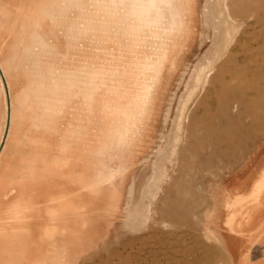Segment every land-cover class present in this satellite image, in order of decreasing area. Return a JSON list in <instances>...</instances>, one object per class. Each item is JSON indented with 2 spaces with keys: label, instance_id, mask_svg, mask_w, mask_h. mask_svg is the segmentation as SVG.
<instances>
[{
  "label": "rangeland",
  "instance_id": "1",
  "mask_svg": "<svg viewBox=\"0 0 264 264\" xmlns=\"http://www.w3.org/2000/svg\"><path fill=\"white\" fill-rule=\"evenodd\" d=\"M211 1L188 0L190 23L187 34L171 57L149 131L128 160L126 174L119 182L116 205L111 207L113 199L109 198L108 192V196L104 193L102 187H97L96 198L101 206L94 203L88 209L78 206L77 201L67 208L62 204L58 207L59 197L54 198L56 205L51 198L48 199L50 213H46L49 217L37 214L38 217L31 216L33 219L29 221L27 215H21L27 211V206L20 205L19 221L22 217V225L14 222L10 224L12 227L34 228L36 225L35 228L45 229L43 234H49L51 238L58 228H64V223L73 228L88 229V224L93 228L87 242L75 246L71 253L60 249L61 245L56 242L54 244L60 246L55 245L56 251L48 252L52 244L48 236L39 264H264V246L255 241L252 245L239 247L233 240L228 246L217 233L223 221L222 213L216 225L211 218L215 192L219 187L224 185L229 190L237 187L244 192L264 166V126L253 141L242 146L237 144L238 137L247 140L249 135L246 131L242 135L236 134V130L252 123H264V0ZM25 2L18 0L13 11L22 15ZM192 6H197L196 16L192 14ZM17 18L6 21L0 15V49L11 43L13 22ZM0 70L8 90H11L12 81ZM199 74L200 77L196 78ZM0 91H4L1 76ZM78 115L73 113L66 117L65 124ZM90 127L95 128V125ZM91 139L61 145L57 136L29 131L28 126L20 122L15 126L9 124L0 149V167L19 164L23 159L26 161L34 152L39 155L38 166L49 159L50 170L58 171L61 159L71 147L88 152ZM221 144L228 146L224 147L228 153L224 160L217 157L220 154L211 153L215 149L219 151ZM205 150L208 161L213 155V161L207 164L204 163ZM86 160L92 164L91 158ZM21 172V177L27 181L26 169L22 167ZM47 172L46 168L45 178L29 184L38 200L42 194L55 188L53 180H47ZM150 180L155 184L153 187ZM147 186L150 187L148 193L145 191ZM41 201L36 205H41ZM104 202L110 207L104 208ZM141 204L143 212L140 214L138 210L135 213ZM54 210L62 212L61 215ZM228 217L232 218L229 225L225 223L228 234L237 236L234 229L236 215ZM22 231L24 229L2 231L5 237L7 233L15 237L13 240L3 237L6 244L13 243L10 247L2 245L4 239L1 238L0 246L5 251L14 250ZM7 252L0 253L1 264L16 263L1 262L3 257L4 260H10V256L24 258L22 254Z\"/></svg>",
  "mask_w": 264,
  "mask_h": 264
},
{
  "label": "clouds",
  "instance_id": "2",
  "mask_svg": "<svg viewBox=\"0 0 264 264\" xmlns=\"http://www.w3.org/2000/svg\"><path fill=\"white\" fill-rule=\"evenodd\" d=\"M0 15L18 17L11 43L0 49V69L13 83L11 97L0 100V123L26 124L57 136L61 145L93 137L90 183L117 188L187 34L188 0H32L22 15L8 4ZM58 37L66 51L107 45L118 54L69 59ZM73 113L79 115L65 124Z\"/></svg>",
  "mask_w": 264,
  "mask_h": 264
},
{
  "label": "crops",
  "instance_id": "3",
  "mask_svg": "<svg viewBox=\"0 0 264 264\" xmlns=\"http://www.w3.org/2000/svg\"><path fill=\"white\" fill-rule=\"evenodd\" d=\"M260 125H254V123H252V125L247 127V128L236 130L237 135H239V134L242 135V133L245 131H246V134L249 135V138L247 140L244 139L243 137L237 136L239 138V140L237 141V144L242 146L243 144H245L249 141L250 142L253 141L257 132L260 130V128L262 126H264V123H262ZM224 147L228 148V146H226V145L223 146V144H221L219 151L215 149V150H212L211 153L214 151L216 153V154L214 153L216 156L218 154H220V156H217V157L221 160L227 159L228 153L225 152ZM85 151L86 150L79 149L78 147L77 148L71 147L69 149V153L64 154V157L61 159L62 164H60V168L58 171L52 170V169L50 170L49 164L51 162L49 161V159H45V161L42 165L37 166V161L39 159V155L37 153H34V152L31 153V155L29 156L28 159H26V161L23 159V160H21V162H19V164L15 163L14 165H11L9 167H5V166L1 165V167H0V183H1L0 184V192L3 193V195L0 193V197L2 195V199L0 198L1 199L0 200L1 201L0 202V205H1L0 206V215L2 216L1 220H0V222H1L0 225L2 224V226H0V230L3 231V229H5L6 231H8V230L12 229V231H13V229H14V231H16V232L18 231L17 229L20 228L19 226H17V228L16 227H10L9 228L8 225L11 222L12 223H14V222L19 223L18 218L20 215V211H17V210L19 209L20 205H23L22 201H27V202H25L26 204L23 202L24 205H26V206H30V204H31V207H27V211L22 210L23 211L22 215H27L30 219H32L34 214L36 215V214L49 213L47 211L48 202L46 203V201L48 199L50 200L52 198L53 202H54V200H55L54 198H56V195H58V197H59V199H57V204H58V207H60V204L63 205L66 202V200H68L69 198H75L76 196H79L80 194H78V193H82L85 191H96V193H97V187H95L93 184L90 183L91 177L94 174V168H93V166H91L92 164H90V161L86 160V158L89 159L90 157L87 154L88 152H85ZM88 151H89V149H88ZM204 156H205L204 157V163L205 164L213 161V155H211L210 160L208 161V157H207L208 152H206V150H205ZM22 167L24 169H26L28 177L31 176L30 179H28L26 181L27 183L25 182V180L23 178H21V174H22L21 168ZM46 168L48 169L47 180L48 181L53 180V182L55 183V188L53 191H49L48 193L45 192L44 197L41 196L43 199L46 200V201L44 200L42 202V204L40 203L41 206L43 207L42 208L39 204H38L39 207L36 205L37 201H35L34 198L36 200H37V198L35 197V194H33L35 192L33 190V188L31 187L30 189H28V191L30 193H25V191L28 192L27 188L30 187L29 183L37 182L36 181L37 179L41 180V178H45L43 176L45 174ZM41 174H42V176H41ZM260 174H261V176H259ZM263 174H264V166L258 171L255 178L248 184L247 189L244 192L239 191V188H237V187H235L232 190H229L224 185L219 187L218 191L215 192V196H214L215 202H214L213 213H212L213 216L211 218L213 221V225H216L218 222V219H219V215L222 213L223 221L221 224V228H219L220 231L217 233L222 237L223 241L226 242V244L228 246L231 245L230 240H233L235 242V244L239 247L240 246L246 247V246L252 245V243L255 241H257L258 245L264 246V182H263L264 181V175ZM18 178H21V180L23 182H21V180ZM34 178L36 180H34ZM9 179L14 181V182L10 181ZM4 180H6L7 182ZM32 180H34V181H32ZM16 181H18V183ZM257 181H259V184H260V182H262L263 185H261L262 183L260 184V186H259L260 190L258 188L259 191L253 198H248L250 192L255 190L253 188H256L255 185L258 184V183H256ZM4 182H6V183H4ZM15 182L17 184H15ZM20 182L23 184H20ZM24 182L26 185L28 184L29 187L26 186L27 188L26 187L21 188V186H25ZM8 184L11 186V189L14 187L16 190L14 188L12 190L9 188L10 189L9 190L7 187V186H9ZM4 185H6V186H4ZM18 188H20V189H18ZM24 188H26V189L24 190ZM7 190L9 191V193H6V192H8ZM32 190H33V192H32ZM103 190H104V193L106 195L108 192L110 194L109 196H111L113 193V190L112 191L111 190H105V189H103ZM14 191H16V192H18V194H20L19 197H18V195H17V197L15 196L17 193ZM19 192H21V193H19ZM52 193H54V194H52ZM13 194L15 196V199H12V198H14V196H11ZM48 194H50V195H48ZM45 195H46V197L48 196L50 198L47 197L48 199H46ZM53 195H55V196H53ZM22 196L24 198L26 196V198L28 200H26V199L23 200ZM29 196H31V198H29ZM107 196H104V198L106 199ZM238 197H243L246 200L241 205H238V206L234 207L233 209H228L227 203L230 202L231 200L238 198ZM17 198L20 201L17 202V200H16ZM96 198H97V196H96ZM96 198L94 200V203L97 206H101V204H99L98 201H96ZM30 199H33V200L30 201ZM3 200H4V202H3ZM14 201H16L17 203H19V202H21V203L12 204V203H15ZM8 203H11V204H8ZM45 204H47L46 207H45ZM53 204L56 205V203H53ZM2 205H4V206H2ZM24 205H23V207H24ZM15 206H17L16 209L12 211V209H14ZM34 206H36V207H34ZM32 207H34V208H32ZM4 208H6V210H4ZM10 208H12V209H10ZM28 208H30V209L28 210ZM7 209H8V211H7ZM32 210H34V211H32ZM44 210H46V212ZM30 211L34 214H32ZM35 211L39 212V213H36ZM14 213H16V217H14L15 216ZM231 214L236 215L234 229L237 232V236H233V237H231V235L228 234V228L225 225L227 217ZM243 217H244V219H243ZM15 218H17V219H15ZM10 226H12V225H10ZM1 227H3V228H1ZM217 228H218V226H217ZM12 240H13V238H12ZM6 245L9 246V244H6Z\"/></svg>",
  "mask_w": 264,
  "mask_h": 264
},
{
  "label": "bare ground",
  "instance_id": "4",
  "mask_svg": "<svg viewBox=\"0 0 264 264\" xmlns=\"http://www.w3.org/2000/svg\"><path fill=\"white\" fill-rule=\"evenodd\" d=\"M17 1L18 0H1L0 1V9H2L3 8V5L4 4H8L10 7H11V9L13 10V8H14V5L17 3ZM211 1V0H210ZM215 1V0H214ZM213 1V2H214ZM31 3H32V0H26V2H25V5H24V7L22 8V10H21V13L23 14V13H25L27 10H28V8L31 6ZM211 4H212V1H211ZM221 5V4H220ZM2 7V8H1ZM213 7H215L214 5H213ZM211 8V7H210ZM16 10V9H15ZM214 11L215 10H213V13H214ZM212 11H210V13H211ZM196 13H197V6H192V14L194 15V16H196ZM212 13V14H213ZM212 16V15H211ZM212 18V17H211ZM11 19V18H10ZM213 20V19H212ZM214 22H215V20H213ZM190 23V22H189ZM215 24H216V22H215ZM214 24V25H215ZM216 26V25H215ZM217 27V26H216ZM215 27V28H216ZM218 31V30H217ZM220 31V30H219ZM10 35V34H9ZM59 38V42H60V45H61V51H62V53H64L69 59L70 58H73V59H79V58H91V59H98V60H105V59H109V58H111V56H115V55H117L118 54V51L115 49V47L114 46H112V47H109V46H107V45H100V46H86L85 48H83V49H81V50H79V51H73V50H65V48H64V41H63V38L62 37H58ZM212 54V53H211ZM207 59H208V57H207ZM174 61V60H173ZM204 61V60H203ZM171 62V61H170ZM199 62H201V60L199 61ZM198 62V63H199ZM197 63V62H196ZM203 63V62H202ZM196 65V64H195ZM194 65V67L196 68V66ZM199 66V65H198ZM194 69V68H193ZM197 70V69H196ZM194 71V70H193ZM199 71V70H198ZM192 72V71H191ZM195 72V71H194ZM194 72H192V73H194ZM199 73V72H198ZM197 73V74H198ZM191 74V73H190ZM194 75H195V73H194ZM1 76V75H0ZM196 76H198V75H196ZM200 77V74H199V76L198 77H196V78H199ZM1 80H2V77H1ZM2 82H3V80H2ZM188 82V81H187ZM188 84V83H187ZM3 86H4V84H3ZM2 87V86H1ZM12 91H13V88L11 89V90H8V94H9V97H11V95H12ZM1 96H2V100H3V98H5L6 100H7V97H6V94H5V87H4V91H0V99H1ZM93 125H95V124H93ZM4 129V125L2 124V123H0V138H1V136H2V130ZM92 139H93V137H92ZM91 139V140H92ZM1 139H0V144H1ZM67 152V151H66ZM162 156V155H161ZM164 157V156H163ZM28 163V162H27ZM31 163V162H30ZM22 165V164H21ZM38 166V165H37ZM17 168V167H16ZM33 168V167H32ZM44 169V168H43ZM46 170V169H45ZM156 170V169H155ZM38 171V170H37ZM32 173V172H31ZM263 173V172H262ZM264 175V174H263ZM262 175V176H263ZM41 176H42V174H41ZM56 176V175H55ZM259 176H261V174L259 175ZM31 177V176H30ZM30 177H29V179H30ZM38 177V176H37ZM22 178V177H21ZM21 178H18V179H20L21 180ZM152 178V177H151ZM33 179V178H32ZM40 179V178H39ZM42 179V178H41ZM152 179H154V177L152 178ZM10 180V179H9ZM34 180H36L35 178H34ZM34 180H32V181H34ZM4 181H6V180H4ZM10 181H12V180H10ZM9 181V182H10ZM36 181H39L38 179L36 180ZM152 180H150L149 182L152 184V185H150L151 187H153L154 185H153V183L151 182ZM260 181V180H259ZM259 181H257L256 183H258L257 185H255L256 186V188H253V189H255V190H253L252 192H250V194H249V196H248V198H253L257 193H258V191L260 190V184L262 183V182H260V184H259ZM3 182V181H2ZM7 182V181H6ZM6 182H4V183H6ZM12 182H14V181H12ZM17 183H18V181H16ZM15 182V184H17ZM21 182H23L22 180H21ZM20 182V184H23V183H21ZM25 182H26V180H25ZM25 182H24V184H25ZM264 182V181H263ZM11 183V182H10ZM9 183V184H10ZM27 183V182H26ZM33 183H35V182H33ZM32 183V184H33ZM149 183V184H150ZM1 184V183H0ZM8 184V185H9ZM14 184V183H13ZM30 184V183H29ZM147 184V183H146ZM11 185V184H10ZM9 185V186H10ZM145 185V184H144ZM261 185H263V183L261 184ZM4 186H6V185H4ZM9 186H7L8 187V189L10 188L11 189V186L9 187ZM26 186H28V184L26 185L25 184V186H21V188H23V187H26ZM95 186V185H94ZM149 186V185H148ZM148 186H147V188H146V192L148 191V189L150 188H148ZM19 187V186H18ZM29 187V186H28ZM96 187V186H95ZM14 188V187H13ZM12 188V189H13ZM27 188V187H26ZM26 188H24V190L26 189ZM103 189H105V190H113V193H112V195L109 197V198H111V199H113V202H112V204H111V207H114L115 205H116V199H115V197H116V194H117V192L120 190L119 188V185H118V187L117 188H115V189H111V188H109V187H102ZM258 188H259V190H258ZM9 189V190H10ZM11 189V190H12ZM15 189V188H14ZM18 189H20V188H18ZM28 189H30V187L29 188H27V191H28ZM5 190V189H4ZM16 190V189H15ZM143 190V189H142ZM252 190V189H251ZM3 191V190H2ZM8 191V190H7ZM23 191V190H22ZM31 191V190H30ZM4 192V191H3ZM14 192H16V191H14ZM32 192H33V190H32ZM146 192H143V193H145V195H146ZM149 192H150V189H149ZM1 193V192H0ZM6 193H9V191L8 192H6ZM5 193V194H6ZM17 193V194H16ZM15 194V196L17 197V195H18V197H19V195L20 194H18V192H16ZM19 193H21V192H19ZM25 193H30L29 191L28 192H26L25 191ZM35 193V192H34ZM33 193V194H34ZM48 193V192H47ZM70 193V192H69ZM148 193V192H147ZM2 195H3V193H1ZM23 194V193H22ZM32 194V195H33ZM52 194H54V193H52ZM78 194H80L79 196H76L75 198H69L63 205L65 206V208H67V207H70V206H72V205H75V201H77L76 202V204L78 205V206H82V207H87V209L88 208H91L92 206H93V204H94V200H95V198H96V196H97V193H96V191H85V192H82V193H78ZM154 194V193H153ZM2 195H1V199H2ZM8 195V194H7ZM6 195V196H7ZM47 195V194H46ZM46 195H45V197H46ZM48 195H50V194H48ZM61 195V194H60ZM144 195V196H145ZM11 196H14V194L13 195H11ZM15 196H14V198H12V199H15ZM53 196H55V195H53ZM142 196V195H141ZM148 196V195H147ZM146 196V197H147ZM42 197H44V194L42 195ZM41 197V198H42ZM48 197V196H47ZM46 197V199H48V198H50V197H48L47 198ZM56 197H58V195H56ZM5 198V197H4ZM22 198H23V200H28L27 198H26V196H25V198L22 196ZM21 198V199H22ZM29 198H31V196H29ZM143 198V197H142ZM145 198V197H144ZM0 199V200H1ZM43 199V198H42ZM42 199H40V200H36L35 198H34V200L35 201H41ZM241 199H243V197H238V198H236V199H234V200H231L230 202H228L227 203V207H230V208H232V207H235V206H238V205H240L242 202H239V200L241 201ZM6 200V199H5ZM17 200V202L18 201H20L18 198L16 199ZM31 200H33V199H30V201ZM45 199H43V201H44ZM53 200V199H52ZM51 200V201H52ZM9 201V200H8ZM43 201H41V204H42V202ZM46 201V200H45ZM110 201V200H109ZM1 202V201H0ZM3 202H4V200H3ZM12 202V201H11ZM15 203H12V204H19V203H21V202H19V203H17L16 201H14ZM25 202H27V201H22V204L24 205V203ZM47 202H49V200L48 201H46V203ZM141 202H142V200H141ZM35 203V202H34ZM45 203V202H44ZM43 203V204H44ZM54 203V202H53ZM7 204V203H6ZM8 204H11V203H8ZM26 204V203H25ZM39 204V203H38ZM50 204V203H49ZM1 206V205H0ZM2 206H4V205H2ZM24 206H26V205H24ZM41 206V205H40ZM47 206V204H45V207ZM52 206V205H51ZM144 206H145V204H144ZM143 206V207H144ZM17 207V206H16ZM27 207H31V204H30V206H27ZM34 207H36V206H34ZM34 207H32V208H34ZM39 207V206H38ZM37 207V208H38ZM42 207V206H41ZM104 208H109L110 207V204L108 203V202H105L104 203V206H103ZM139 208H137L136 210H135V213H137L138 212V210H139V213L141 214L142 212H143V210H141V208H142V204L141 205H139L138 206ZM145 207H147V206H145ZM144 207V208H145ZM31 208V209H32ZM43 208V207H42ZM58 208V207H57ZM131 208V207H130ZM10 209H12V208H10ZM9 209V210H10ZM30 208H28V210H29ZM41 209V208H40ZM132 209V208H131ZM146 209V208H145ZM2 210V209H1ZM4 210H6V208H4ZM79 210H81V209H79ZM7 211H8V209H7ZM11 211V210H10ZM9 211V212H10ZM12 211H13V209H12ZM17 211H19V210H17ZM32 211H34V210H32ZM38 211V210H37ZM45 212H46V210H44ZM47 211H49V209L47 210ZM57 211V210H56ZM55 210H54V213L56 212ZM60 211H62V210H60ZM3 212V211H2ZM31 212V211H30ZM36 212V211H35ZM58 212V211H57ZM56 212V213H57ZM27 213V212H26ZM32 213V212H31ZM36 213H39V212H36ZM49 213H50V211H49ZM52 213V212H51ZM60 213H62V212H58V214H60ZM72 213V212H71ZM132 213V212H131ZM32 214H34V213H32ZM45 214V213H44ZM58 214H57V216H58ZM144 214V213H143ZM22 215V214H21ZM37 215V214H36ZM35 214H34V216H36ZM40 215V214H39ZM47 215V214H46ZM46 215H44L45 216V218L44 219H46ZM52 216H53V213L51 214ZM61 215V214H60ZM62 215H64V214H62ZM24 216V215H23ZM55 216H56V214H55ZM54 216V217H55ZM15 217V216H14ZM26 217V216H25ZM37 217H38V215H37ZM47 217H49L48 215H47ZM53 217V218H54ZM60 217V216H59ZM65 217H67V216H64V218ZM13 218V217H12ZM36 218V217H35ZM58 218V217H57ZM61 218H63V216H61L60 217V219ZM68 218V217H67ZM15 219H17V218H15ZM19 219V218H18ZM26 219H30V218H26ZM33 219V218H32ZM41 219V218H40ZM48 219V218H47ZM56 219V218H55ZM66 219V218H65ZM133 219V218H132ZM140 219V218H139ZM0 220H1V218H0ZM31 220V219H30ZM29 220V221H30ZM42 220V219H41ZM57 220V219H56ZM58 220H59V218H58ZM57 220V221H58ZM63 220V219H62ZM67 220H70V219H67ZM74 219H72V221H73ZM231 220H232V218L231 217H228L227 218V220H226V224H230L231 223ZM21 221H23V219H22V217H21V220L19 221V222H21ZM25 221V220H24ZM28 221V222H29ZM32 221V220H31ZM34 221V220H33ZM48 221V220H47ZM50 221V220H49ZM54 221V220H53ZM57 221H56V223H57ZM76 221V220H75ZM79 221H80V219H79ZM141 221V220H140ZM10 222V221H9ZM27 222V223H28ZM39 222V221H38ZM37 222V224L39 225V223ZM41 222H43V221H41ZM46 222V221H45ZM65 222V221H64ZM1 223V222H0ZM7 223V222H6ZM12 223V222H11ZM10 223V224H11ZM26 223V222H25ZM24 223V224H25ZM26 223V224H27ZM33 223H36V221L35 222H33ZM46 223H48V222H46ZM52 223V222H51ZM55 223V222H54ZM54 223H53V225H54ZM131 223V222H130ZM9 224V223H8ZM10 224L8 225L9 226V228L10 227H12V226H10ZM23 224V225H24ZM25 224V225H26ZM31 224V223H30ZM43 224V223H42ZM45 224V223H44ZM44 224H43V226H44ZM59 224V223H58ZM63 224V223H62ZM70 224V223H69ZM73 224H75V223H73ZM7 225V224H6ZM21 225H22V222H21ZM24 225V226H25ZM50 226L52 225V224H49ZM53 225H52V227H53ZM56 225V224H55ZM0 226H2V224L0 225ZM4 226V225H3ZM28 226H29V224H28ZM41 226V225H40ZM62 226V225H61ZM88 229H85V228H83V227H81V226H79V227H77V228H73L71 225H69V226H67V224H66V226H65V223H64V228H58V230H57V232H56V234H54L53 236H52V238H51V236L48 234V236H50L49 237V242L51 243L52 242V246L50 247L49 246V249H48V252H54V251H56L55 249H54V247L53 246H55L56 244H54L55 242L56 243H58V244H60L61 245V247H60V249H63L65 252H67V253H71V252H73V251H75V249H76V247L75 246H77V245H82V243H84L85 241L87 242V240L91 237V235L93 234L92 233V230H93V228H92V226L91 225H89L88 224ZM26 227V226H25ZM23 227V228H19V229H17V230H23L24 229V231H22L21 233H20V235H19V237L18 238H20L19 239V241H18V244H16L15 246H16V248H14V250L12 249V250H7V251H9L10 252V254H12V253H14L15 255H16V253H18V254H22L23 256H24V258L23 257H20V258H23V259H17V258H12L11 256H10V260H4V258L5 257H3V260H1V262L2 261H5V262H7V261H15L16 263H13V262H10V264L11 263H13V264H39V261H41V258H40V254H41V251L43 250V248L45 247V245L47 244V234L46 235H44L43 234V230H44V233L46 232L45 231V229H43L42 227V229L43 230H41L40 228L38 229V228H35L36 227V225H35V227L34 228H31L30 226L29 227ZM33 227V226H32ZM45 227V226H44ZM49 227V226H48ZM52 227H51V229H52ZM54 227H57V226H54ZM59 227H60V225H59ZM1 228H3V227H1ZM7 228V227H6ZM17 228V227H16ZM47 229V228H46ZM11 231H12V229H10ZM50 230V229H49ZM53 230V229H52ZM51 230V231H52ZM61 230V231H60ZM3 231H6L5 229H3ZM50 231V232H51ZM53 231H55V230H53ZM60 231V232H59ZM1 233H0V245H1V238H2V240L4 239L3 237H5L4 235H5V232H2V231H0ZM12 232H14V229H13V231ZM7 233V232H6ZM9 233H11L10 231H9ZM9 233H7V236H8V234ZM23 234V235H22ZM11 235V234H10ZM10 235L8 236V237H10ZM6 236V237H7ZM13 236V238L15 237L14 236V234L12 235ZM5 237V238H6ZM11 239H9V240H12V237H10ZM17 238V239H18ZM51 239V240H50ZM5 241H6V239H4V243H5ZM14 242V241H13ZM2 244V245H6V243L5 244ZM1 245V246H2ZM11 245H13V243L11 244ZM11 245H7V247H10ZM60 245H56V246H60ZM0 246V253L1 252H7V251H5L4 250V248L3 247H1ZM12 247H14V246H12ZM8 249V248H7ZM4 250V251H3ZM44 251V250H43ZM9 252H7V254L9 253ZM6 254V253H5ZM9 254V255H10ZM14 255V256H15ZM44 256V255H43ZM2 258V257H1ZM9 258V257H8ZM12 258V259H11ZM46 258V257H45ZM48 258V257H47ZM16 259V260H15ZM9 263V262H8ZM1 264V263H0Z\"/></svg>",
  "mask_w": 264,
  "mask_h": 264
},
{
  "label": "water",
  "instance_id": "5",
  "mask_svg": "<svg viewBox=\"0 0 264 264\" xmlns=\"http://www.w3.org/2000/svg\"><path fill=\"white\" fill-rule=\"evenodd\" d=\"M0 75H1V77H2L3 84H4V87H5V94H6V97L8 98V97H9V94H8V88H7V85H6V82H5V79H4L3 75H2L1 70H0ZM7 129H8V127L5 128V134H4V137H3L2 141H1L0 149H1L2 145H3V142H4V139H5V136H6Z\"/></svg>",
  "mask_w": 264,
  "mask_h": 264
}]
</instances>
